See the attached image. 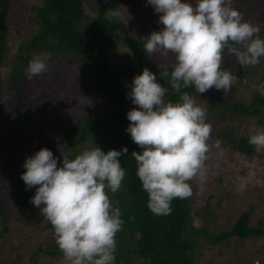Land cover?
Listing matches in <instances>:
<instances>
[{
    "label": "clouds",
    "instance_id": "clouds-1",
    "mask_svg": "<svg viewBox=\"0 0 264 264\" xmlns=\"http://www.w3.org/2000/svg\"><path fill=\"white\" fill-rule=\"evenodd\" d=\"M231 4L232 0H195L194 5L192 0H147L163 27L143 37V47L149 55L174 54L169 83L179 96L175 102L165 99L167 89L149 69L156 61L153 57L126 85V98L136 106L126 114V132L142 149L131 156L148 193V208L157 215L170 214L174 199L192 195L189 181L200 174L207 159L212 125L206 109L184 89L229 92L238 76L222 69L225 50L241 66L256 65L264 57V39L256 35L260 29ZM105 18L122 20V15L110 8ZM47 70L46 59L34 54L25 76L32 79ZM162 75L169 76L167 66ZM248 143L257 151L264 148V130L250 135ZM57 147L59 157L42 147L23 162L26 190L36 189L30 202L51 224L68 264H115L116 234L124 221L119 201L109 192L122 187L126 170L120 157L128 148L105 151L96 144L72 156L66 141Z\"/></svg>",
    "mask_w": 264,
    "mask_h": 264
},
{
    "label": "rangeland",
    "instance_id": "rangeland-1",
    "mask_svg": "<svg viewBox=\"0 0 264 264\" xmlns=\"http://www.w3.org/2000/svg\"><path fill=\"white\" fill-rule=\"evenodd\" d=\"M85 2L87 11L97 15L103 0ZM30 3L39 4V0H27V4L13 1V29L18 27L15 22L19 23L22 17L21 10ZM192 3L194 5L195 0ZM231 6L260 31L264 30V0L258 3L232 0ZM121 15L128 21L133 36L138 40L163 27L158 24L159 14L147 3L134 7L133 12L124 6ZM31 24L24 27L21 36L11 31L12 52H16L18 44L29 40L36 32L37 28ZM153 57L156 61L152 66L155 67L170 66L175 61L171 52L162 51ZM42 58L47 59V55ZM68 60L63 56L48 64L45 73L32 79L25 76L20 91L10 87V67L3 71L5 91L0 106V201L5 202L6 211L5 219L0 220V264H68L55 241L54 230L50 223L43 220L39 209L33 205L30 208L16 205V190L19 176L25 171L23 162L26 157L34 155L42 147L51 149L54 156L59 157L57 144L64 142L57 139L61 130L88 115L97 116L105 110V100L93 90L89 71L70 64ZM236 63L234 56L226 52L222 65L233 69ZM246 72L239 74L243 82L236 81L226 94L223 90L212 88L195 98L197 104L206 109L212 132L207 141L209 149L201 172L189 181L192 195L188 197V203L193 226L204 231L192 235L199 242L194 252V264H264V237L248 240L235 238L217 245L208 238V235L216 237L229 230L241 214L250 209H254L251 224L256 227L264 224V148L252 159H243L238 152H227L216 135L224 126L223 121L220 115L214 117L215 111H211L213 107L221 108L227 102L250 105L255 92L264 96V72L255 83L251 82V74ZM136 74L139 73L128 77V80L132 82ZM213 101H218L216 107ZM29 114L31 132L29 135L20 134L18 126ZM235 115L233 119L237 118ZM262 115L264 120V108ZM257 120L256 117L246 119V123L241 122L236 126V136L242 133L250 136L264 130ZM55 244L60 254L51 256L42 252ZM132 261L134 264L143 262L138 256H134Z\"/></svg>",
    "mask_w": 264,
    "mask_h": 264
},
{
    "label": "trees",
    "instance_id": "trees-1",
    "mask_svg": "<svg viewBox=\"0 0 264 264\" xmlns=\"http://www.w3.org/2000/svg\"><path fill=\"white\" fill-rule=\"evenodd\" d=\"M13 1L0 0V106L5 91L4 69L10 67V87L20 91L23 88L25 68L34 54L42 57L47 55V64L65 56L70 64L88 70L93 90L105 100V110L97 116L88 115L62 129L59 137L73 150L72 156L85 148L95 147L96 144L105 151L121 150L125 146L128 148V153L120 157L126 170L122 187L114 194L109 192L113 201H119L118 206L124 221L121 230L116 234L115 264H134V256L143 261L140 264H194V252L199 242L192 235L204 231L193 226L188 197L174 199L171 203L172 211L168 215H157L148 208V193L142 188V182L136 174V161L131 156L132 151L139 152L142 149L126 132L130 123L126 114L132 107H136L126 98V93L130 91L126 85L131 83L128 77L141 73L150 65L148 63L155 54L149 55L145 52L144 42L133 36L123 17L122 20L111 21L105 18V12L110 8H117L121 13L126 6L133 12L134 7L146 4L147 0H103L97 15L87 11L85 0H39V4L30 3L21 10L22 17L19 23L15 22L18 24L15 29L11 25L14 20L11 16ZM16 1L27 4V0ZM251 1L258 3L261 0ZM29 23H32L31 26L34 24L36 32L29 40L18 44L16 52H12L11 31L21 36L24 27ZM256 35L264 39V30ZM159 66H150L149 69L157 74L158 81L167 89L165 99L178 101L179 96L169 83L172 65L167 66V77L162 75L164 66ZM221 67L237 75L240 83L242 80L239 79V74L248 71L246 73H250L253 78L251 82L255 83L264 72V57L256 65L241 66L236 63L233 69L224 64ZM184 90L194 98L201 94L196 93L194 87ZM213 104L216 107L218 101H213ZM221 108L213 107L211 111H215L214 117L220 115L219 118L223 121L224 126L216 132L223 147L227 152H238L243 159L256 157L258 151L254 145L248 143L250 136L243 133L236 136V126L241 122L246 123V119L257 117L258 124L264 127V96L255 92L250 105L227 102ZM30 114L19 124L20 134L29 135L31 132ZM234 114L237 116L235 119L232 118ZM61 161L62 158L58 161V166ZM18 183L16 205L30 208L33 205L30 198L36 189L33 187L26 190L21 175ZM5 211L6 204L0 201V220L5 219ZM253 213L254 209L243 212L229 230L216 237L208 235V238L217 245L235 238L248 240L264 237V224L260 223L257 227L251 224ZM50 227L52 228L51 224ZM42 252L51 256L60 254L56 244Z\"/></svg>",
    "mask_w": 264,
    "mask_h": 264
}]
</instances>
